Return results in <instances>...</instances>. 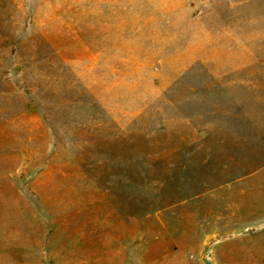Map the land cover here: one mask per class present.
<instances>
[{
	"label": "rangeland",
	"instance_id": "rangeland-1",
	"mask_svg": "<svg viewBox=\"0 0 264 264\" xmlns=\"http://www.w3.org/2000/svg\"><path fill=\"white\" fill-rule=\"evenodd\" d=\"M264 264V0H0V264Z\"/></svg>",
	"mask_w": 264,
	"mask_h": 264
},
{
	"label": "crops",
	"instance_id": "crops-1",
	"mask_svg": "<svg viewBox=\"0 0 264 264\" xmlns=\"http://www.w3.org/2000/svg\"><path fill=\"white\" fill-rule=\"evenodd\" d=\"M227 238L222 239L221 241L227 240V239H233L234 235H226ZM219 241V242H221ZM217 242V243H219ZM178 252L170 254V252H163L157 260L149 259L147 258L144 262H141L140 264H204L201 260V254L198 256V258H194V255H190L184 252V250L181 248H177ZM215 252V251H214ZM134 255L131 254L130 257V264H138L134 263V259L132 258ZM215 259H216V253H215ZM217 262V259H216ZM218 264V263H217Z\"/></svg>",
	"mask_w": 264,
	"mask_h": 264
},
{
	"label": "water",
	"instance_id": "water-1",
	"mask_svg": "<svg viewBox=\"0 0 264 264\" xmlns=\"http://www.w3.org/2000/svg\"><path fill=\"white\" fill-rule=\"evenodd\" d=\"M227 237L228 236L225 235L218 238H213L207 243V245L203 248L201 254V260L203 261L204 264H217L215 259V252L212 249V246Z\"/></svg>",
	"mask_w": 264,
	"mask_h": 264
}]
</instances>
